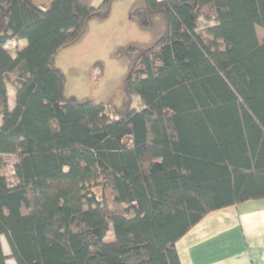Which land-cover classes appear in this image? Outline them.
I'll return each instance as SVG.
<instances>
[{"label": "trees", "instance_id": "1", "mask_svg": "<svg viewBox=\"0 0 264 264\" xmlns=\"http://www.w3.org/2000/svg\"><path fill=\"white\" fill-rule=\"evenodd\" d=\"M114 1L0 0V239L15 264H180L176 242L205 215L264 199V0H136L129 20L158 36L118 49L119 108L67 96L54 64Z\"/></svg>", "mask_w": 264, "mask_h": 264}, {"label": "rangeland", "instance_id": "2", "mask_svg": "<svg viewBox=\"0 0 264 264\" xmlns=\"http://www.w3.org/2000/svg\"><path fill=\"white\" fill-rule=\"evenodd\" d=\"M31 1L42 10H45L49 3V0ZM101 2L102 0H97L94 4L98 6ZM135 4H138V1L115 0L107 19L89 23V32L86 35L56 55L54 64L64 74L65 94L78 99L88 98L96 103L111 104L117 108L122 105L123 82L128 72V64L124 57L117 54L118 49L128 43L152 44L158 36L156 31H142L128 20L127 12ZM200 28L205 30L207 24L201 22ZM256 34L258 39L262 40L263 35L259 28H256ZM6 48L12 55L17 50L14 43H8ZM7 92L9 101H13L11 87ZM130 104L131 108H136V99H132ZM6 163V177L9 183H13L12 167L15 159L7 158ZM0 243L6 257L5 264H15L4 237L0 239Z\"/></svg>", "mask_w": 264, "mask_h": 264}, {"label": "crops", "instance_id": "3", "mask_svg": "<svg viewBox=\"0 0 264 264\" xmlns=\"http://www.w3.org/2000/svg\"><path fill=\"white\" fill-rule=\"evenodd\" d=\"M97 21L102 22L89 23ZM8 105L9 109L14 105L9 95ZM175 249L180 264H264V199L208 213L176 242Z\"/></svg>", "mask_w": 264, "mask_h": 264}]
</instances>
